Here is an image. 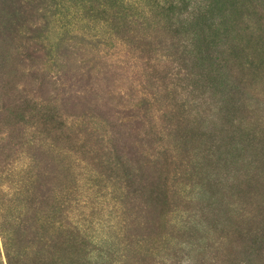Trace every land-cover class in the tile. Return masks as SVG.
<instances>
[{"label": "rangeland", "instance_id": "1", "mask_svg": "<svg viewBox=\"0 0 264 264\" xmlns=\"http://www.w3.org/2000/svg\"><path fill=\"white\" fill-rule=\"evenodd\" d=\"M9 263L264 264V0H0Z\"/></svg>", "mask_w": 264, "mask_h": 264}, {"label": "trees", "instance_id": "2", "mask_svg": "<svg viewBox=\"0 0 264 264\" xmlns=\"http://www.w3.org/2000/svg\"><path fill=\"white\" fill-rule=\"evenodd\" d=\"M8 258V257H7ZM9 261V258L7 259ZM10 264V263H9Z\"/></svg>", "mask_w": 264, "mask_h": 264}]
</instances>
